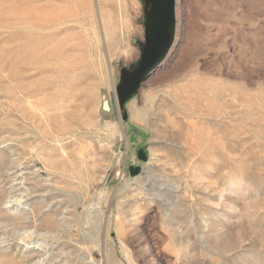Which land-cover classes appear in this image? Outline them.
Segmentation results:
<instances>
[{"label":"rangeland","instance_id":"1","mask_svg":"<svg viewBox=\"0 0 264 264\" xmlns=\"http://www.w3.org/2000/svg\"><path fill=\"white\" fill-rule=\"evenodd\" d=\"M143 18L0 0V264H264V0H176L125 122Z\"/></svg>","mask_w":264,"mask_h":264},{"label":"water","instance_id":"2","mask_svg":"<svg viewBox=\"0 0 264 264\" xmlns=\"http://www.w3.org/2000/svg\"><path fill=\"white\" fill-rule=\"evenodd\" d=\"M144 18V40L137 41L140 57L120 70L116 94L122 120H128L127 103L138 93L150 74L162 63L173 46L176 33V0H142ZM138 158L146 161L144 150ZM141 168L130 167L131 176L140 173Z\"/></svg>","mask_w":264,"mask_h":264}]
</instances>
